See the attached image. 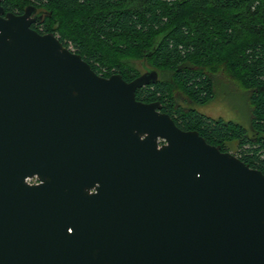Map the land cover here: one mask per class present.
I'll list each match as a JSON object with an SVG mask.
<instances>
[{
  "label": "water",
  "instance_id": "obj_1",
  "mask_svg": "<svg viewBox=\"0 0 264 264\" xmlns=\"http://www.w3.org/2000/svg\"><path fill=\"white\" fill-rule=\"evenodd\" d=\"M0 0V264H264V175L97 75ZM36 179V184L27 180Z\"/></svg>",
  "mask_w": 264,
  "mask_h": 264
},
{
  "label": "trees",
  "instance_id": "obj_2",
  "mask_svg": "<svg viewBox=\"0 0 264 264\" xmlns=\"http://www.w3.org/2000/svg\"><path fill=\"white\" fill-rule=\"evenodd\" d=\"M29 5L43 13L31 29L72 46L97 75L129 82L135 63L158 71L136 100L159 102L179 129L223 152L237 142L236 157L264 175V0H1L15 15ZM218 76L245 94L249 130L177 103L213 101Z\"/></svg>",
  "mask_w": 264,
  "mask_h": 264
},
{
  "label": "rangeland",
  "instance_id": "obj_3",
  "mask_svg": "<svg viewBox=\"0 0 264 264\" xmlns=\"http://www.w3.org/2000/svg\"><path fill=\"white\" fill-rule=\"evenodd\" d=\"M68 49L73 52V47L69 46ZM137 72L141 75L146 70L155 69L147 67L145 64L142 67L139 63H135ZM158 78H162L161 74L156 71ZM167 75V73H165ZM215 98L213 101L203 105H191L182 95H177V103L183 108L193 107L199 113L203 114L206 118L212 120H224L226 122H234L245 129L249 130V104L245 94L238 90L235 86L226 82L223 76L216 78ZM237 142L227 143L225 146L228 148L227 152L237 156L238 146ZM35 179V178H34Z\"/></svg>",
  "mask_w": 264,
  "mask_h": 264
},
{
  "label": "built area",
  "instance_id": "obj_4",
  "mask_svg": "<svg viewBox=\"0 0 264 264\" xmlns=\"http://www.w3.org/2000/svg\"><path fill=\"white\" fill-rule=\"evenodd\" d=\"M27 182L29 184H36L37 183V180L36 179H31V180H27Z\"/></svg>",
  "mask_w": 264,
  "mask_h": 264
},
{
  "label": "flooded vegetation",
  "instance_id": "obj_5",
  "mask_svg": "<svg viewBox=\"0 0 264 264\" xmlns=\"http://www.w3.org/2000/svg\"><path fill=\"white\" fill-rule=\"evenodd\" d=\"M36 14H40V10H37V11H36ZM39 23H40V22H39ZM37 24H38V23H33L32 26L35 27Z\"/></svg>",
  "mask_w": 264,
  "mask_h": 264
}]
</instances>
